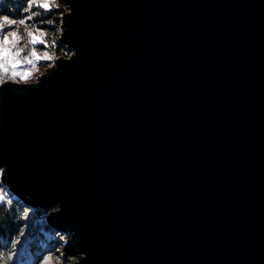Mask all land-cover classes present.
I'll use <instances>...</instances> for the list:
<instances>
[{
	"label": "water",
	"instance_id": "1",
	"mask_svg": "<svg viewBox=\"0 0 264 264\" xmlns=\"http://www.w3.org/2000/svg\"><path fill=\"white\" fill-rule=\"evenodd\" d=\"M64 1L69 56L0 85L1 184L82 264H264V0Z\"/></svg>",
	"mask_w": 264,
	"mask_h": 264
},
{
	"label": "trees",
	"instance_id": "2",
	"mask_svg": "<svg viewBox=\"0 0 264 264\" xmlns=\"http://www.w3.org/2000/svg\"><path fill=\"white\" fill-rule=\"evenodd\" d=\"M44 3L45 2L41 0L40 4L33 5L29 11H24L27 7V0H0V16H7L15 20L24 19L25 25L29 27L35 25L39 31H43L47 34L43 37L47 46L42 43H37L33 46L29 44L28 48L24 50L26 55H29L32 48L36 49L37 54L45 51L49 53V56L45 60H41L38 63L40 67L48 65L53 61V53H55L56 57L67 53L66 48L58 42L61 31V17L66 11V3L64 0H59V7H53L50 3H48L47 8L40 7V5ZM32 13L37 14L32 16ZM29 16H31V19H28ZM16 28L17 26L13 24L6 26L4 30L5 33L8 34L16 30ZM58 29L60 31H58ZM18 34L24 35L23 26L20 27ZM33 34H36V32H33ZM16 42L20 47L26 43L23 39ZM0 187H3L1 183ZM10 197L16 205L25 207L13 196V194L10 193ZM46 210L48 209H32L29 214V219L27 221H20L12 213H6L3 208L0 207V248L10 249L13 241L18 237L19 242L16 243L15 249H13L15 252V264H35L36 260L39 258V253L45 251L41 248L40 243L35 237L34 221L44 217L46 215ZM21 224L27 225L24 235L22 236L19 234ZM36 249H39V253L34 251Z\"/></svg>",
	"mask_w": 264,
	"mask_h": 264
},
{
	"label": "clouds",
	"instance_id": "3",
	"mask_svg": "<svg viewBox=\"0 0 264 264\" xmlns=\"http://www.w3.org/2000/svg\"><path fill=\"white\" fill-rule=\"evenodd\" d=\"M40 3L41 0H27V7L24 9V11H29L33 5ZM46 3H50L53 7L60 6L59 0H46ZM66 12L67 15H70L72 12L69 4L66 7ZM36 14L37 13H32V16ZM28 19H31V16H29ZM13 24L17 26L16 30L9 32L7 35L12 36L16 41L20 39L26 41V43L22 47L17 49V54L27 49L29 44L42 43L47 46L46 41L43 39V37L47 34L43 31H39L35 25L29 27L25 25L24 19L15 20L7 16H0V30L5 28L6 26ZM21 26H23L24 28V35L18 34ZM58 31L60 30L58 29ZM33 32H36V36H33ZM3 39L6 40L7 36L3 37ZM29 54L33 57L37 56L36 49L32 48ZM39 55L42 57H48L49 53L45 51L41 52ZM52 58L53 60L58 59V57L55 56V53L52 54ZM24 59L27 60L29 64H31V60H28V57H25ZM48 67H53V65L50 64L48 65ZM33 68H35V66H33ZM36 71H38V69H36ZM10 82L19 83L20 81H17L14 77V74L8 73V70L4 68L2 64H0V85ZM5 171L6 166L0 167V178H2V180H0V183H3ZM10 187V185H4L3 187H0V207H2L6 213H12L20 221H27L32 209L30 207H20L16 205L10 197ZM27 199H31V197L29 196L27 197ZM53 207H55L56 209V214H59L62 210L59 203H56ZM48 210H46L45 212L46 215H50ZM26 228V224H21L19 230V234L21 236L24 235ZM52 234L54 235V238L59 241L58 247L56 246L53 250L44 251L42 253H39V249L34 250L35 252L39 253V258L36 260L35 264H69V261L65 258L66 254L63 250L73 239V237L75 236V232H61L53 229ZM18 242L19 239L17 237V239L13 241L10 249L0 248V264H15V252L13 251V249H15L16 243ZM85 259H87L86 253H78L71 258V264H82V261Z\"/></svg>",
	"mask_w": 264,
	"mask_h": 264
},
{
	"label": "rangeland",
	"instance_id": "4",
	"mask_svg": "<svg viewBox=\"0 0 264 264\" xmlns=\"http://www.w3.org/2000/svg\"><path fill=\"white\" fill-rule=\"evenodd\" d=\"M42 1L45 2L44 4H47L48 7V3H46V0ZM5 36H7L6 40L3 39V37ZM33 36H36V34H33ZM31 45L33 46L35 44ZM18 48H20V46L17 44L14 38L8 36L5 33L4 28L0 30V64H2L4 68L8 70V73L14 74L15 79L17 81H20L18 84L34 83L37 78L42 73H44L47 68H49L48 65H52V63L54 62L53 60L48 65L40 67L38 63L41 60H45L47 57H42L39 54L33 57L30 54L26 55L25 51L19 52V54H17ZM62 56L67 57L69 56V53L67 52ZM25 57H28V60H31V64H29L28 61L24 59ZM33 66H35V68H33ZM36 69H38V71H36ZM48 209L49 214L53 213L56 210L55 207H51ZM47 216L48 215H45L44 217L38 218L34 221L36 235L35 237L40 243L41 248H43L45 251L53 250L56 246L58 247L59 244V241L56 240L54 238V235L52 234L53 229H58H56L46 221ZM63 251L66 254L65 258L69 261V264H71V258L73 256L68 254L65 249Z\"/></svg>",
	"mask_w": 264,
	"mask_h": 264
},
{
	"label": "snow or ice",
	"instance_id": "5",
	"mask_svg": "<svg viewBox=\"0 0 264 264\" xmlns=\"http://www.w3.org/2000/svg\"><path fill=\"white\" fill-rule=\"evenodd\" d=\"M40 7H45V8H47V4H41Z\"/></svg>",
	"mask_w": 264,
	"mask_h": 264
}]
</instances>
